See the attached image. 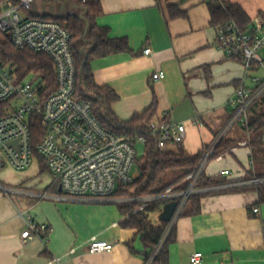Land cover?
Listing matches in <instances>:
<instances>
[{"label": "crops", "instance_id": "obj_1", "mask_svg": "<svg viewBox=\"0 0 264 264\" xmlns=\"http://www.w3.org/2000/svg\"><path fill=\"white\" fill-rule=\"evenodd\" d=\"M208 1L100 0L101 13L95 18L99 26L109 28L111 37H126L129 42V52L91 62L96 82L111 86L120 97L113 104L117 117L127 121L155 106L153 118L167 112L169 120L185 124L182 145L191 154L207 149L226 126L235 90L243 82L254 86V77L264 79L259 62L247 70L241 60L228 58L217 47V26L211 22ZM228 1L244 9L250 18L248 29L256 16L264 14V0ZM162 4L176 5L186 15L168 17ZM79 5L64 0L51 4L50 10L44 4L38 9L41 14L79 15L83 12ZM147 47L152 50L149 55L144 53ZM259 56L264 59V49ZM159 71L164 77L155 80ZM262 112L264 93L250 107L249 121ZM262 134L264 141V129ZM222 139L236 145L210 159L203 173L226 182L199 188L205 193L201 211L177 218L168 246L169 264H191L190 256L198 251L203 253L202 264H264V203L259 204L258 193L251 188L264 180V151L254 152L252 134L239 122ZM177 145L170 144L168 150H176ZM3 170L17 172L9 179ZM0 183L4 186L0 188V264H145L141 241L137 238L129 245L136 230L122 225L120 202L65 198L40 156L23 170L5 166ZM43 193L48 196L42 197ZM160 212L155 214L156 222ZM30 216L49 225L46 241L22 239ZM96 239L115 246L91 253L89 244Z\"/></svg>", "mask_w": 264, "mask_h": 264}, {"label": "built area", "instance_id": "obj_2", "mask_svg": "<svg viewBox=\"0 0 264 264\" xmlns=\"http://www.w3.org/2000/svg\"><path fill=\"white\" fill-rule=\"evenodd\" d=\"M62 1L0 0V31L7 34L18 49L47 54L54 62L57 80L56 90L47 94L39 74L31 73L21 78L0 55V103H6L0 112V171L7 165L23 170L36 156H40L61 185L65 198L83 202L125 201L113 194L118 183L133 180L131 171L137 155L136 146L144 145L146 136L118 135L101 123L92 101L76 95L78 73L71 47V32L57 20L31 15L36 11L41 14L40 4ZM76 1L84 4L87 0ZM215 44L228 58L241 60L247 70L254 62H259L264 68V59L259 56L264 49V14L256 16L248 30L233 20L217 25ZM144 53L151 54V48H145ZM163 77L161 71L153 75L155 80ZM253 80L254 86L243 82L230 98L233 113L215 141L205 150L198 168L187 177L190 181L187 189L174 191L168 188L157 195L126 199L141 202L140 208L154 200L165 203L177 201L160 245L185 210L189 197L201 191L196 184L225 132L237 122L250 132L249 109L264 93V79L254 77ZM37 124L40 125L39 133L34 132ZM149 134L159 149H168L170 144L184 142L186 126L183 122L169 120L165 112L151 120ZM0 188H4L1 183ZM40 195L48 196L47 193ZM253 211L258 213L259 208ZM26 222L21 234L24 241L34 238L47 240L50 231L47 223H39L31 216ZM114 246V242L96 239L89 244V252H108ZM159 249L160 246L148 264H153ZM202 262V252H194L190 256L191 264Z\"/></svg>", "mask_w": 264, "mask_h": 264}, {"label": "trees", "instance_id": "obj_3", "mask_svg": "<svg viewBox=\"0 0 264 264\" xmlns=\"http://www.w3.org/2000/svg\"><path fill=\"white\" fill-rule=\"evenodd\" d=\"M159 1L162 3L163 0ZM81 5L89 23L86 34V22L80 15L55 16L47 14L44 16L59 21L72 34L71 47L76 59L78 73L76 95L79 98L92 101L94 112L101 123L118 135L140 134L146 136L143 155L140 157L136 155L135 157L138 175L133 177L130 183H118L113 195L115 197L120 195L122 197H142L163 193L168 188H172L174 191L187 189L189 185L187 177L198 168L206 149L197 154L189 153L182 144H178L176 150L159 149L154 138L149 134V125L156 113L155 106L135 114L127 121H122L117 117L113 110V104L120 97L111 86L99 85L96 82L91 62L95 58H103L113 53L129 52V42L126 37H111L108 27L99 26L96 23L95 18L102 9L100 0H87ZM208 5L211 22L214 25L217 26L233 20L243 29H248L250 18L239 4L228 0H209ZM162 6L168 17L176 18L186 15V12L180 10L176 5L162 4ZM31 15L35 16L36 14ZM0 55L5 63L10 64L16 70L19 77L24 78L28 74L37 73L45 84L47 94L56 90L57 80L54 62L47 54L18 49L13 45L8 35L0 31ZM4 107H6V103H0V112H3ZM263 129L264 112L250 121L251 146L254 152L264 151ZM34 132H40V125H36ZM235 145L236 143L233 141L221 139L210 159L229 151ZM225 182L206 177L202 173L196 187L214 186ZM251 188L257 191L259 204L264 203V182ZM204 195V192L191 195L182 214L199 213L201 211V199ZM163 203L162 200H154L143 208H140L141 202L137 201L122 202L119 205L125 215L122 225L136 230L129 245L132 247L133 241L137 238L141 241L145 250V264L149 263L159 246L160 249L155 255L153 264H169L168 246L174 239V227L163 244L160 245L168 222H156L153 218L156 213L162 210Z\"/></svg>", "mask_w": 264, "mask_h": 264}, {"label": "water", "instance_id": "obj_4", "mask_svg": "<svg viewBox=\"0 0 264 264\" xmlns=\"http://www.w3.org/2000/svg\"><path fill=\"white\" fill-rule=\"evenodd\" d=\"M66 2L63 3V6H65ZM82 9H83V6L82 5H79ZM35 11H36V8H35ZM36 15H42V16H45L47 15L48 13H44V14H39L37 13V11L35 12ZM52 15H55V16H60L61 14H56L55 12L51 13ZM81 16V18L83 20H85L86 22V26H85V34L87 33L88 31V27H89V23H88V20L86 19L85 15H84V11L79 14ZM176 207H177V201L176 200H172V201H168L166 202L164 205H163V209L162 211L160 212L159 214V219L160 221H164V222H169L176 210Z\"/></svg>", "mask_w": 264, "mask_h": 264}, {"label": "rangeland", "instance_id": "obj_5", "mask_svg": "<svg viewBox=\"0 0 264 264\" xmlns=\"http://www.w3.org/2000/svg\"><path fill=\"white\" fill-rule=\"evenodd\" d=\"M42 5V4H41ZM48 8H49V10H50V8H51V4H48ZM41 9V12H42V8H40ZM31 78V77H30ZM136 148H137V155L140 157V156H142L143 155V153H144V146L142 145V144H138L137 146H136ZM3 176H5L6 178H12L13 176H14V172H17V171H13V172H10V171H7L6 172V170H3ZM6 172V173H5ZM131 175L133 176V177H135V176H137L138 175V167H137V164L135 163L134 164V166H133V168H132V171H131ZM188 179V178H187ZM189 180V179H188ZM189 184H190V181H189ZM189 186V185H188ZM142 197H146V196H142ZM118 198H120V199H125V201H121L120 203H122V202H130V201H134V200H130V201H127L126 199H133V198H136V197H130V196H126V197H122L121 195L120 196H118ZM137 202H139V201H137ZM154 220L155 221H157L158 219H157V217L154 215Z\"/></svg>", "mask_w": 264, "mask_h": 264}]
</instances>
